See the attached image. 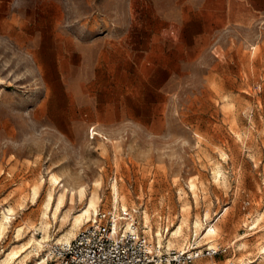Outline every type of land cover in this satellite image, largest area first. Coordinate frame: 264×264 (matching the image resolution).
I'll use <instances>...</instances> for the list:
<instances>
[{
    "label": "rangeland",
    "instance_id": "1",
    "mask_svg": "<svg viewBox=\"0 0 264 264\" xmlns=\"http://www.w3.org/2000/svg\"><path fill=\"white\" fill-rule=\"evenodd\" d=\"M93 194L227 248L195 264H264V0H0V261L35 237L10 264H60Z\"/></svg>",
    "mask_w": 264,
    "mask_h": 264
},
{
    "label": "built area",
    "instance_id": "2",
    "mask_svg": "<svg viewBox=\"0 0 264 264\" xmlns=\"http://www.w3.org/2000/svg\"><path fill=\"white\" fill-rule=\"evenodd\" d=\"M146 232L135 211L124 206L99 208L70 242L58 246L59 263L195 264L203 256L213 258L227 251L226 247H201L192 242L183 250L168 248Z\"/></svg>",
    "mask_w": 264,
    "mask_h": 264
},
{
    "label": "bare ground",
    "instance_id": "3",
    "mask_svg": "<svg viewBox=\"0 0 264 264\" xmlns=\"http://www.w3.org/2000/svg\"><path fill=\"white\" fill-rule=\"evenodd\" d=\"M51 182H52V186L53 187L51 188V190H48V192L46 194L45 200L43 202L42 221L40 222V225L38 226V228H42L46 233H48L49 226L51 225V221L49 220L50 219V211L53 209V216H54V218H56L57 214L60 212L61 208L65 204L66 197H67V193L68 192L71 193V198L72 199H73V196L75 194V191L73 189H70L69 187H64V189L61 192H59V194H58V196L56 198L55 208H53V201H54V193H53V190L60 183V181H59V179H58L57 176L52 175L51 176ZM114 189L117 191V185L116 184H114ZM85 190H86V188L85 187H82L78 191L80 193L79 196L81 198H83L85 196ZM38 195H39V191H38V188L36 186L34 188V190H33V195H32L33 200H36V198L38 197ZM97 202H98V198L93 194L90 197V199L87 202V204L83 208H81V210L78 213H76L75 215L73 214L74 217H73V226L72 227H78L81 224L85 223L86 221L90 220L91 217L93 216L94 212H96L98 210V204H97ZM123 205L126 206V204H123ZM8 211H10V214L13 212V210H11V209H8ZM145 217H146V221L148 222V220H149L148 215H146ZM7 218H9L8 217V213L6 211H4L3 217H2V219H0V234H2L3 231L6 229L7 220H8ZM184 220H185V218H184ZM195 222H196V225L195 224L194 225L197 228L199 226H201L199 221H195ZM199 229H200V227H199ZM20 231L21 230L19 229L18 232H20ZM215 231H216V227L213 226V225L210 226L208 228L207 232H206V236L213 235L215 233ZM180 232H181V227L179 225L178 229L175 230V231H173V235L174 236H178L180 234ZM17 235H18V233H17ZM74 236L75 235H74L73 229L70 230V231H68L67 233H65L64 234V238H65L64 243L70 242ZM158 236H160V235L158 234ZM158 241L161 243V240L159 238H158ZM42 242H43V239L42 240H39V239H37L35 237H31L30 241L27 243L28 244L27 246H26V244H23V245H21L20 248L19 247L18 248H15V247L12 248L6 254V256H4L1 259L0 264H10L11 262L15 261V259H17V258L20 257L21 252L26 251V249L29 248L30 246H33V248L36 247V246H41ZM174 245H175L174 244V241L171 240V239H169L168 240V243H167V247L168 248H173ZM263 249H264V247H263ZM180 250H183V248H181ZM23 262H24V260L21 259V260L18 261V264L19 263H23Z\"/></svg>",
    "mask_w": 264,
    "mask_h": 264
},
{
    "label": "crops",
    "instance_id": "4",
    "mask_svg": "<svg viewBox=\"0 0 264 264\" xmlns=\"http://www.w3.org/2000/svg\"><path fill=\"white\" fill-rule=\"evenodd\" d=\"M116 47V45H114ZM118 47H120L119 45H117ZM212 246V245H211Z\"/></svg>",
    "mask_w": 264,
    "mask_h": 264
}]
</instances>
